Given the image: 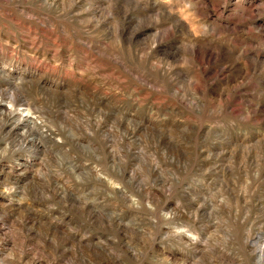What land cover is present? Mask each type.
<instances>
[{
	"label": "rangeland",
	"instance_id": "374dc122",
	"mask_svg": "<svg viewBox=\"0 0 264 264\" xmlns=\"http://www.w3.org/2000/svg\"><path fill=\"white\" fill-rule=\"evenodd\" d=\"M0 264H264V0H0Z\"/></svg>",
	"mask_w": 264,
	"mask_h": 264
},
{
	"label": "bare ground",
	"instance_id": "6f19581e",
	"mask_svg": "<svg viewBox=\"0 0 264 264\" xmlns=\"http://www.w3.org/2000/svg\"><path fill=\"white\" fill-rule=\"evenodd\" d=\"M19 120L22 121L25 124L33 123L34 121H36V120H34V118H32L30 116V113L28 111H23L21 117L19 118Z\"/></svg>",
	"mask_w": 264,
	"mask_h": 264
}]
</instances>
